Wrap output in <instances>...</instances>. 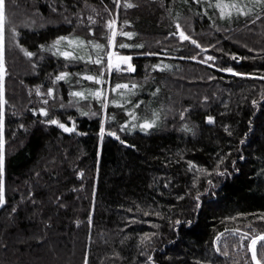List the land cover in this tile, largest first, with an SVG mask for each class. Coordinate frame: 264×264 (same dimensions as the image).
I'll use <instances>...</instances> for the list:
<instances>
[{"label":"trees","instance_id":"obj_1","mask_svg":"<svg viewBox=\"0 0 264 264\" xmlns=\"http://www.w3.org/2000/svg\"><path fill=\"white\" fill-rule=\"evenodd\" d=\"M207 3L6 0L0 264H252L247 244L264 233V11L257 4L249 15L232 10L221 19ZM109 20L118 33L113 46ZM177 22L204 51L179 40ZM59 36L103 45L86 44L76 55L95 59L99 51L105 65L111 48L131 57L134 74L113 69L101 88L111 100L119 97L111 91L116 83L137 84L142 101L134 118L123 114L129 104L103 109L96 99L70 96L95 89L75 74H99L100 65L68 63L40 48ZM206 56L216 60L202 64ZM227 67L234 72L220 71ZM61 71L72 75L53 85ZM40 107L47 117L33 114ZM69 117L71 133L43 122L69 126ZM145 119H156L155 126L131 127ZM218 167L228 175L217 176ZM177 219L185 222L179 228L172 226ZM256 251L264 260V241Z\"/></svg>","mask_w":264,"mask_h":264},{"label":"snow or ice","instance_id":"obj_2","mask_svg":"<svg viewBox=\"0 0 264 264\" xmlns=\"http://www.w3.org/2000/svg\"><path fill=\"white\" fill-rule=\"evenodd\" d=\"M117 3H119V0H117ZM196 3L199 4L201 3V0H196ZM257 4L261 6L262 11H264V0H257ZM206 8H212L214 10L219 11V17L221 19H224L226 17L230 18L232 10H235L239 14H245L243 9L247 7V5H242L239 3V0H208V3L205 5ZM5 10H6V0H0V74L3 73L4 71V63H3V48H2V40H3V33H4V22H5ZM204 15H208L207 12L203 13ZM89 20H92V17H89ZM114 21L109 20L108 21V26L109 30L111 32V35L108 37V45L113 46L115 44V37L117 36V30L112 27ZM127 23V22H126ZM176 35H178L180 41H190L193 45H196L198 48H201L202 51L205 49L198 43L197 40L193 39L190 35L186 33L185 30L182 29V26L177 22L176 23ZM93 29L89 28V32H92ZM120 35H123L125 37H131L133 34L131 32H121L119 33ZM172 35V33H170ZM62 41H67L68 42V47L66 49H62L61 47V42ZM86 44H91L94 48L96 49H103V45L99 44L96 41H85L80 39L79 37H72V36H59L57 37L50 46H45V45H40L41 49H46L47 51H50L53 53V55H57L60 57L65 58V60L68 63L71 62H76L80 60H86L88 62H93L97 65H100V70L99 74H89L87 71L83 73H76L75 75L77 76H82L84 79L88 81H95L97 84H104L107 81L104 79V75L107 72L109 75L111 74L113 68L117 69L118 71H135L134 65L130 62L131 57L128 55H124L118 51H112L108 50L106 52L107 55V63L106 65L103 62V57L100 55L99 51L96 53L95 59H93V56L91 54L87 55H76V49L81 48L83 50L82 46ZM131 45H125V44H120L119 47H130ZM140 47V46H138ZM211 47V45H209ZM25 53L27 56L31 57L34 54L31 51L25 50ZM192 60H197L198 56H192ZM216 57L215 56H207L204 60H201V63L207 64L209 61H215ZM122 65H127L126 68H122ZM67 67V64L65 65ZM153 67H159V65H154ZM164 67H169V65H164ZM212 67H216L215 64L212 65ZM220 71L227 72V73H233L234 69L232 67H227V68H221ZM236 75H250L246 73H239L236 72ZM72 74L67 72V71H61L59 74L55 75L52 83L53 85L56 84L57 81L61 80H67ZM211 79V77H209ZM261 79H264V76L260 77ZM0 79H2V76H0ZM79 82V81H77ZM139 86L135 83L131 84V87L128 83H116L114 87L111 88V91L113 93H117L120 99H109L107 95L106 90H102L101 88H95V89H88L87 90V95L93 96L97 102H99L102 107L107 108L108 104H114L117 106H122V104H129L130 107L125 109L126 112H128L133 118L135 117L134 112H132V108L138 106L141 101H136L134 104L128 99L129 96H134L136 92L134 91L137 89ZM118 90H120L118 92ZM127 90V91H124ZM36 93L38 96L42 95L40 92V87L37 86L36 88ZM54 93V87H49L47 89V96L52 97ZM70 96L72 97H79V98H85L86 97V92L81 90V91H70ZM207 99V98H205ZM264 99V97H262ZM3 92H2V86H0V204H3L5 202L4 200V171H5V158H4V151H3V124H4V111H3ZM45 104H47V100L44 101ZM257 102L253 100V104H256ZM63 107V105H61ZM39 112L40 115L47 117L49 113V109L47 107H40L39 109H33V114H36V112ZM82 115H98L96 112L88 113V112H81ZM154 117H156V113H153ZM181 116H183V113H181ZM114 119V117H111ZM158 119V117H156ZM70 120H73V125L70 127L65 123L60 122L56 118H51V119H45L43 122L48 124V125H58L59 128H61L64 132L71 133L76 131L75 128V121L74 118L69 117ZM107 117L102 118L100 120V129L99 133L101 137L106 132L105 128V123H106ZM209 122H212L214 118L212 116H208L206 118ZM128 121H125L123 125L120 126V131H126L127 130V125ZM156 119H153L152 121H149L147 119L143 120L139 125L136 123H132L131 127L135 128L137 126L140 127L141 131H147L150 128H153L155 126ZM23 126V125H21ZM186 131H190V129L187 128V125H185ZM108 134L115 137L116 139H120L119 135L117 134V131H108ZM122 143H127L126 141H121ZM243 143V141H241ZM244 157H240V159H243ZM222 162V161H221ZM189 165H192V161L188 162ZM235 163V162H233ZM82 174V173H81ZM215 174L217 176H226L228 175V169L225 167L222 171L219 169V167L215 170ZM209 185H213L212 181H208ZM200 193L197 192L196 195V207H200ZM147 215V213H146ZM261 219H264V217H261ZM184 221H181L177 219L174 224L172 225L173 227L179 228L182 224H184ZM187 225L189 227L192 226V221L188 220L186 221ZM238 231V230H237ZM243 239V236L241 237ZM257 241H264V233H261L258 236H252L251 241L247 244L248 249L252 252V260L255 262V264H264V260L258 259L257 258V251H256V244ZM153 257L151 255L148 256V261H152ZM87 264V262H85Z\"/></svg>","mask_w":264,"mask_h":264},{"label":"rangeland","instance_id":"obj_3","mask_svg":"<svg viewBox=\"0 0 264 264\" xmlns=\"http://www.w3.org/2000/svg\"><path fill=\"white\" fill-rule=\"evenodd\" d=\"M241 3L240 4H242V5H247V7H245L244 9H243V11H244V13L245 14H247V15H249V14H251V12L252 11H254V7H257L258 5H257V0H239ZM258 8V7H257ZM113 27V26H112ZM115 28V27H114ZM110 35H111V32H110ZM61 47L62 48H67L68 47V42H61ZM110 50H112V48L110 49ZM207 57V56H206ZM206 57H204V59L206 58ZM130 62H131V60H130ZM202 64H205V63H202ZM122 68H126L127 67V65H122L121 66ZM135 68V67H134ZM113 69H115V68H113ZM117 70V69H116ZM123 72H127V73H129L130 74V72L129 71H123ZM135 72V71H134ZM92 84L95 86V88H101V84H97L95 81H93L92 82ZM89 89H92V88H89ZM102 89V88H101ZM104 90H106L107 91V93H108V90H107V87H106V89H104ZM114 94V93H113ZM139 96H140V93H138L137 94V92H136V94L134 95V96H132V98L133 97H135L134 98V103L138 100V101H142L141 99H139ZM138 97V98H137ZM85 98H90V99H95L93 96H90V95H87L86 94V97ZM117 99L119 98V97H116ZM141 104V103H140ZM139 104V105H140ZM128 104H122V106H120V107H123L124 109H125V107L127 106ZM103 109H104V107H103ZM123 114H125V115H127V116H130V114L128 113V112H126V111H123ZM73 125V123H71L69 126L71 127Z\"/></svg>","mask_w":264,"mask_h":264},{"label":"water","instance_id":"obj_4","mask_svg":"<svg viewBox=\"0 0 264 264\" xmlns=\"http://www.w3.org/2000/svg\"><path fill=\"white\" fill-rule=\"evenodd\" d=\"M130 74H134V71L130 72ZM258 236V235H257ZM251 241V240H250ZM249 241V242H250ZM257 242H260V241H257ZM248 252H249V256H250V259L252 261V264H255V262L252 260V252L248 249Z\"/></svg>","mask_w":264,"mask_h":264}]
</instances>
